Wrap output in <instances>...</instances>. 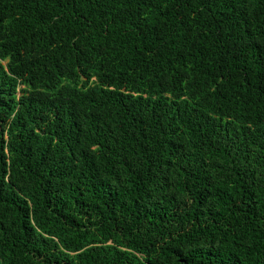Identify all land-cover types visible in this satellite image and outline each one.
<instances>
[{
	"label": "trees",
	"instance_id": "trees-1",
	"mask_svg": "<svg viewBox=\"0 0 264 264\" xmlns=\"http://www.w3.org/2000/svg\"><path fill=\"white\" fill-rule=\"evenodd\" d=\"M0 264H264V0H0Z\"/></svg>",
	"mask_w": 264,
	"mask_h": 264
}]
</instances>
